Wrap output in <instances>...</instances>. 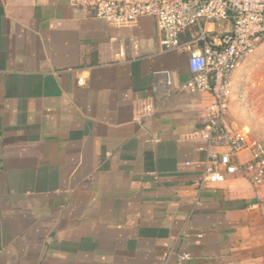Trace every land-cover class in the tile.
Masks as SVG:
<instances>
[{
	"label": "crops",
	"instance_id": "1",
	"mask_svg": "<svg viewBox=\"0 0 264 264\" xmlns=\"http://www.w3.org/2000/svg\"><path fill=\"white\" fill-rule=\"evenodd\" d=\"M161 38L150 17L116 27L67 0H0V264H264L249 182L198 193L211 97L184 89L189 55ZM248 57L227 119L264 141Z\"/></svg>",
	"mask_w": 264,
	"mask_h": 264
},
{
	"label": "built area",
	"instance_id": "2",
	"mask_svg": "<svg viewBox=\"0 0 264 264\" xmlns=\"http://www.w3.org/2000/svg\"><path fill=\"white\" fill-rule=\"evenodd\" d=\"M67 1L74 8L93 10L98 19L116 27L130 26L144 17L155 19L164 50L189 55L191 79L184 89L211 97L205 126L194 134L204 150L198 193L229 178H243L257 203H264V141L253 140L247 129L234 127L227 119L234 74L264 42V0ZM215 22H230L232 27L219 34L206 32L205 26ZM190 29L198 34L183 42L181 33ZM118 55L124 56V49ZM78 83L84 85L85 79L80 77ZM145 110L151 112L150 107ZM173 252L166 254V261Z\"/></svg>",
	"mask_w": 264,
	"mask_h": 264
},
{
	"label": "rangeland",
	"instance_id": "3",
	"mask_svg": "<svg viewBox=\"0 0 264 264\" xmlns=\"http://www.w3.org/2000/svg\"><path fill=\"white\" fill-rule=\"evenodd\" d=\"M263 52V53H262ZM260 57V58H259ZM249 59L259 58L256 61L255 68L250 74V84L262 103V106L255 109V115L264 122V42L261 43L248 57ZM263 134L262 131L254 130L253 135Z\"/></svg>",
	"mask_w": 264,
	"mask_h": 264
}]
</instances>
